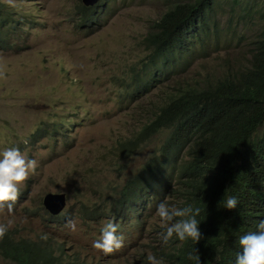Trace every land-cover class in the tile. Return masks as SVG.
I'll use <instances>...</instances> for the list:
<instances>
[{
    "label": "rangeland",
    "instance_id": "rangeland-1",
    "mask_svg": "<svg viewBox=\"0 0 264 264\" xmlns=\"http://www.w3.org/2000/svg\"><path fill=\"white\" fill-rule=\"evenodd\" d=\"M0 1L16 17L36 22L27 23L16 36L14 42L24 51H0V151L23 147L21 152L37 161L35 171L20 186L13 214L0 210V223L11 220L8 231L15 238L52 239L70 264H140L138 256L143 262V253L162 243L159 234L164 228L154 214L169 195L155 197L152 191L148 202L153 206L141 217L129 213L117 219L116 202L162 141L160 136L154 138L125 160H116L115 150L119 141L137 136L151 104L159 100L157 90L133 104L121 102L122 93L132 91L134 73L148 62L149 51L142 41L149 25L168 6L159 0H112L99 15L101 26L95 27L80 23L81 0ZM223 5L225 12H218L221 25L228 24L230 9ZM225 43L222 37L212 46L211 56L194 62L187 73L175 74L160 88L174 93L177 81L215 79L230 65H246L248 47L235 49ZM216 46L220 51L212 52ZM39 129L49 132L32 143L30 138ZM48 193L67 195L63 220H50L43 206ZM179 205L172 200L169 206ZM69 220L75 222V230L67 227ZM107 220H113L117 235L124 237L123 247L110 254L92 247ZM0 264L15 263L0 255Z\"/></svg>",
    "mask_w": 264,
    "mask_h": 264
},
{
    "label": "trees",
    "instance_id": "trees-1",
    "mask_svg": "<svg viewBox=\"0 0 264 264\" xmlns=\"http://www.w3.org/2000/svg\"><path fill=\"white\" fill-rule=\"evenodd\" d=\"M111 1L92 8L80 5V23L101 26L99 15ZM159 1L168 10L149 25L142 41L148 62L134 73L132 91L123 92L121 102L133 104L157 90L161 94L137 136L119 141L116 160L129 159L158 136L162 145L119 193L117 219L129 213L141 217L153 206L148 202L152 191L155 197L167 192L169 205L177 200L180 208L200 209L201 239L181 242L174 236L167 246H150L149 253L164 264H236V255L242 253L239 237L256 230V221L264 219V0ZM223 3L230 9L228 24L221 25ZM27 23L36 24L16 17L0 1V51L25 50L14 41ZM222 37L229 47H248L246 65H230L215 79L177 81L174 93L160 88L211 56ZM218 51L217 46L212 50ZM48 132L39 129L30 141L37 143ZM228 196L237 198V208H225ZM50 220L63 219L60 215ZM149 253H143V262L138 256L140 264H147ZM0 255L15 264H70L52 239L15 238L9 231L0 239Z\"/></svg>",
    "mask_w": 264,
    "mask_h": 264
},
{
    "label": "clouds",
    "instance_id": "clouds-1",
    "mask_svg": "<svg viewBox=\"0 0 264 264\" xmlns=\"http://www.w3.org/2000/svg\"><path fill=\"white\" fill-rule=\"evenodd\" d=\"M37 168V161L28 158L18 147H12L0 151V210L6 208L9 215L13 214L14 204L20 196V186L25 182L30 173ZM167 199L156 206L155 216L160 218L164 231L159 234L162 244L167 246L175 236L184 242L191 239L199 242L201 239L200 223L197 217L200 209L191 205L178 208L169 206ZM225 208L233 210L237 208L238 200L234 196H228L223 201ZM12 221L0 223V239H2L11 227ZM67 227L75 230V222L69 220ZM118 225L113 220L103 222L101 236L93 241L92 247L110 254L124 245V237L117 235ZM47 239V237H43ZM239 246L242 253L236 255V264H264V219L256 221V230L249 231L239 237ZM191 258V257H190ZM219 260V255H217ZM147 264H164L152 253L146 258Z\"/></svg>",
    "mask_w": 264,
    "mask_h": 264
},
{
    "label": "water",
    "instance_id": "water-1",
    "mask_svg": "<svg viewBox=\"0 0 264 264\" xmlns=\"http://www.w3.org/2000/svg\"><path fill=\"white\" fill-rule=\"evenodd\" d=\"M87 8L96 7L103 0H81ZM68 204V197L65 193H48L43 197V206L52 216L58 217L63 214Z\"/></svg>",
    "mask_w": 264,
    "mask_h": 264
}]
</instances>
